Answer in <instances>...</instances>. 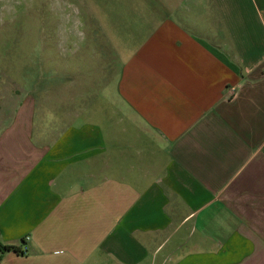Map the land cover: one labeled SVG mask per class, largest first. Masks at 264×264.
<instances>
[{
    "label": "crops",
    "instance_id": "1",
    "mask_svg": "<svg viewBox=\"0 0 264 264\" xmlns=\"http://www.w3.org/2000/svg\"><path fill=\"white\" fill-rule=\"evenodd\" d=\"M76 1L65 78L0 71V264H264V0Z\"/></svg>",
    "mask_w": 264,
    "mask_h": 264
},
{
    "label": "rangeland",
    "instance_id": "2",
    "mask_svg": "<svg viewBox=\"0 0 264 264\" xmlns=\"http://www.w3.org/2000/svg\"><path fill=\"white\" fill-rule=\"evenodd\" d=\"M79 8L76 0H0V71L29 80L58 71L65 78L68 64L81 58L83 44L90 42L81 21L71 24L69 16L79 17ZM99 53L93 50L96 62L102 60Z\"/></svg>",
    "mask_w": 264,
    "mask_h": 264
},
{
    "label": "trees",
    "instance_id": "3",
    "mask_svg": "<svg viewBox=\"0 0 264 264\" xmlns=\"http://www.w3.org/2000/svg\"><path fill=\"white\" fill-rule=\"evenodd\" d=\"M1 247L4 250H18V248L16 246H14V245H1Z\"/></svg>",
    "mask_w": 264,
    "mask_h": 264
}]
</instances>
